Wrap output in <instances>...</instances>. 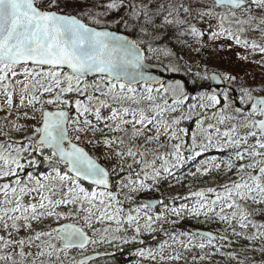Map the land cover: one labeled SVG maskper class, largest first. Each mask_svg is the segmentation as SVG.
Wrapping results in <instances>:
<instances>
[{
  "label": "snow or ice",
  "instance_id": "6c2138e0",
  "mask_svg": "<svg viewBox=\"0 0 264 264\" xmlns=\"http://www.w3.org/2000/svg\"><path fill=\"white\" fill-rule=\"evenodd\" d=\"M217 46L264 64V0H0V264H97L101 246L158 234L141 259L180 264L198 249L193 264H264V85L230 96L237 77L191 55ZM212 150L231 154L187 175L235 179L171 197L178 206L139 199L182 184L177 172ZM187 220L226 227L180 230ZM229 235L260 259L222 251Z\"/></svg>",
  "mask_w": 264,
  "mask_h": 264
},
{
  "label": "rangeland",
  "instance_id": "374dc122",
  "mask_svg": "<svg viewBox=\"0 0 264 264\" xmlns=\"http://www.w3.org/2000/svg\"><path fill=\"white\" fill-rule=\"evenodd\" d=\"M255 35V37L257 39H259V34H253ZM240 52V53H244V50L241 48H233L232 50H228V49H224V50H220V48L217 46L215 50H213V48H206L204 49L199 55L192 53L191 55L195 57V59L199 62H201V64H205L207 65V70L208 72H210V68H218L215 71L218 73H230L234 76L237 77L236 81L232 84L238 91L240 89L241 86L244 87H252V88H260L262 85H264V64L261 63H257L258 61L261 60V54L256 53L254 55H250L249 59L247 61H242L239 60L237 58L236 53ZM184 55L186 58L188 56V52L185 51ZM214 64H213V62ZM205 67V66H202ZM254 94H264L262 92L256 91L253 92ZM2 102V101H0ZM245 107V106H243ZM5 115V113L0 112V124H2L3 121V116ZM12 117H10L11 119ZM256 118H260L259 116H257ZM183 126H187V127H193L194 125H192L190 122H186L185 125ZM231 154V150L225 151L223 153L212 150L210 152L205 153L203 156L201 157H197L196 160H198L195 165L193 166V170L195 171V167L197 165H199L203 160H211L213 158H216L217 162H219V159L222 157L221 154ZM228 160V159H227ZM226 160V161H227ZM234 171L232 173H227L225 174V171L220 170L218 173L214 172L216 174L219 175H209L207 177H199V179H202L203 183L200 186H197L195 188H191L190 191H196L202 187H209V186H216L218 184H222L228 181L229 177H231L232 179H235V175H234ZM221 172H223V174H221ZM161 191H164L166 193V191H169V195L171 197L176 196V195H180V196H185L188 195L189 192H183V190L177 189L173 187H169V185H165L163 189H161ZM160 191V192H161ZM141 198H145V194H142L139 199ZM156 198H161V196L156 197ZM183 202V201H182ZM162 208H157L155 211H161ZM258 222H264V216L261 217H256L255 218ZM61 223H63V221H61ZM55 226V225H54ZM38 227H43V225H40ZM237 231H242L239 227H237ZM249 233L254 231L253 229L249 228L247 230ZM212 232H214L215 234L219 235L223 232H219L217 230H212ZM230 234V233H229ZM156 237L153 238L152 236H145L143 237V239L145 240V244L144 245H139V244H128V245H124L120 250H126L129 249V251L127 252L128 255L125 256L124 258V262L126 264H175V262H171V261H161L159 259V256L157 255V259L155 261L151 260V259H141V257L138 256L137 254V250L141 247L145 248V249H152L154 252L158 251V245L153 246V247H147L146 242H155L156 241ZM229 237L235 238L236 237H232L231 235H229ZM241 240V244L239 246L236 247H230V248H225L222 251L224 252H236L240 254V258L242 259L245 255L247 256H255V258L257 260L260 259L259 254L256 253H252V252H243V249L245 248V246H249L248 241H245L243 239ZM234 241V240H233ZM260 246V242H258L256 244V247ZM105 248L106 246H101L97 249L98 252H105L103 250H100ZM178 247V246H177ZM119 250V251H120ZM108 253H114L119 254L117 252V250L115 248H109ZM181 251H183L181 249ZM205 251H209L208 249H206ZM168 252H171V249H167L166 250V255ZM93 253L92 249L89 248L86 255ZM200 251L198 249H193L191 252H184V255L186 257V260L180 261V264H193L192 262V256L193 255H200ZM71 257H75L76 259H80V254L78 251L73 250V252L70 254V258ZM115 257V256H114ZM114 257H107L104 259H101L99 261H97V264H115V258ZM129 260V261H127ZM199 264H237V260H230L228 259L226 256H222L219 253H217V255H215L214 257H212L211 260H206V261H200Z\"/></svg>",
  "mask_w": 264,
  "mask_h": 264
},
{
  "label": "trees",
  "instance_id": "16d2710c",
  "mask_svg": "<svg viewBox=\"0 0 264 264\" xmlns=\"http://www.w3.org/2000/svg\"><path fill=\"white\" fill-rule=\"evenodd\" d=\"M222 157L219 159L220 160H224L226 161L228 158H229V155L228 152L227 154H221ZM196 161L194 162V164H187L184 168L180 169L178 172H177V177H180V176H184L185 179H183V182L182 184H176V180L172 177H169L168 180L166 182H163L162 185H161V189L164 188L165 185H169V183L173 184L174 188H177V189H180V190H183V192H189L191 188H195L197 186H200L203 182L202 179H199V178H196V179H193L192 177L188 176L187 174L189 173V171H192L194 168L193 166L195 165ZM222 171H225L223 169V167L221 168ZM221 174H223V172H221ZM212 175H219V174H216V173H212ZM169 191H166V193L164 191H161V192H158V193H149V194H145V198H141L142 199H157L156 197H159V196H167L169 197V199L166 200V203L169 204V205H175V206H178L180 203H182V201L180 200H177V201H173L171 200V196L169 195L168 193ZM202 219V218H201ZM167 227V226H166ZM180 230H217L219 232H223L226 225L224 224H221V223H199L195 220H187V221H182L180 225L177 226ZM169 231H172L171 228L168 229ZM231 232V229L228 230V233ZM231 240L232 238L229 237ZM163 239H165V237L163 236V234H158L157 237H156V241L155 242H146V245L147 247H153V246H156L158 245V243L160 241H162ZM234 241H236L235 243H233V245L231 247H236V246H239L241 244V240H237L235 238H233ZM171 243V242H170ZM258 243V242H257ZM256 243V244H257ZM249 244V243H248ZM100 250H103L105 251V248L102 247V249ZM108 250V249H107ZM129 251V249H126V250H120V251H117L119 254H114L115 255V264H126L124 262V258L127 254V252ZM129 261V260H127Z\"/></svg>",
  "mask_w": 264,
  "mask_h": 264
},
{
  "label": "flooded vegetation",
  "instance_id": "af4514ba",
  "mask_svg": "<svg viewBox=\"0 0 264 264\" xmlns=\"http://www.w3.org/2000/svg\"><path fill=\"white\" fill-rule=\"evenodd\" d=\"M170 46L171 47H173V49L175 50V51H177L180 55H182V54H184L185 53V51L186 50H181V46L180 45H178V44H176L175 42H174V39H173V41L170 43ZM213 62V61H212ZM213 64H214V62H213ZM202 66H205V67H207V65H203V64H201ZM215 65V64H214ZM216 69H218V68H210V72L209 73H212V72H216L215 70ZM217 74H220V73H218V72H216ZM208 83H210L211 85H212V81H208ZM222 84H224V89L225 88H228L229 87V85H228V83L227 82H222ZM221 84V85H222ZM231 91H230V96H232L233 98H235V99H237V101H238V98H239V96H240V92L233 86V85H231ZM216 90H218L217 88H216ZM258 95H264V94H254V96H258ZM237 106H241V107H243L244 105H239V104H237ZM246 107V106H245ZM261 118V117H260ZM196 162L198 161V160H195ZM195 161H192V162H190V164H194V162ZM167 181V180H166ZM166 181H164V182H166ZM115 256V255H114ZM113 256V257H114ZM112 258V257H111Z\"/></svg>",
  "mask_w": 264,
  "mask_h": 264
},
{
  "label": "water",
  "instance_id": "95a60500",
  "mask_svg": "<svg viewBox=\"0 0 264 264\" xmlns=\"http://www.w3.org/2000/svg\"><path fill=\"white\" fill-rule=\"evenodd\" d=\"M221 84H222V82L221 83H216V82H213L212 81V89L215 90V91H217V92H223V90H224V84H222V85ZM216 88L218 90H216ZM198 230H200V229H198ZM200 231L208 232L210 230H200ZM99 253H100V255L95 257L96 261H99V260L104 259V258H107V257H113L112 253H109L108 255H105L104 254L105 252H99ZM87 255H93V256H95V253H90V254H87Z\"/></svg>",
  "mask_w": 264,
  "mask_h": 264
}]
</instances>
